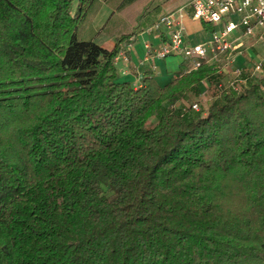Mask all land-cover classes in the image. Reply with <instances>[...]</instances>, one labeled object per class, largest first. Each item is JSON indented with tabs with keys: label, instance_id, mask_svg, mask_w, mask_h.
<instances>
[{
	"label": "trees",
	"instance_id": "1",
	"mask_svg": "<svg viewBox=\"0 0 264 264\" xmlns=\"http://www.w3.org/2000/svg\"><path fill=\"white\" fill-rule=\"evenodd\" d=\"M75 1L0 0V264H264V65L135 87Z\"/></svg>",
	"mask_w": 264,
	"mask_h": 264
},
{
	"label": "crops",
	"instance_id": "2",
	"mask_svg": "<svg viewBox=\"0 0 264 264\" xmlns=\"http://www.w3.org/2000/svg\"><path fill=\"white\" fill-rule=\"evenodd\" d=\"M191 2L192 0H122L118 4V8L122 6L135 7L139 13L145 9H151L148 11L149 16L144 19L138 30L122 33L117 30L116 32L120 35L129 36L119 46V53L121 52L122 55L116 65L120 81L132 83L135 87H141L144 85L146 79L152 78L158 86L164 88L183 75L193 71L191 61L186 60L182 56H172L163 60L156 59L154 57L155 51L167 43V37L163 32L149 31L150 27L161 17L176 12L179 9H184L187 13L184 19L186 44L189 46H198L211 43L213 41V32L221 30L223 25L214 26L194 20L190 8ZM113 12L115 10L108 14L105 23L109 21ZM78 33L81 40H90L99 45H103L95 36L86 37L83 35L81 37L80 26ZM117 34H115L116 37L118 36ZM262 34H264V29L259 30L253 36L254 38L252 36L247 37L244 36L243 30L239 29L231 35V40L235 38L239 39L237 43L238 48L235 49L237 50L235 51V60L238 61L242 68H249L261 62V52H259L261 49L259 50V46H263L264 44L261 42ZM258 36L260 37L258 38ZM147 45L151 49H147ZM202 84L204 88V82Z\"/></svg>",
	"mask_w": 264,
	"mask_h": 264
},
{
	"label": "built area",
	"instance_id": "3",
	"mask_svg": "<svg viewBox=\"0 0 264 264\" xmlns=\"http://www.w3.org/2000/svg\"><path fill=\"white\" fill-rule=\"evenodd\" d=\"M190 8L194 20L214 26L223 25V28L213 32L211 43L189 46L185 42L186 11L179 9L167 14L149 29L150 32H163L167 37V43L155 51L156 59L182 56L191 61L192 70H198L238 48L239 39L230 38L237 30L242 29L244 36L251 37L264 29V0H192ZM147 49L151 47L147 45ZM121 55L120 52L116 56V63ZM192 108L198 110V105Z\"/></svg>",
	"mask_w": 264,
	"mask_h": 264
},
{
	"label": "rangeland",
	"instance_id": "4",
	"mask_svg": "<svg viewBox=\"0 0 264 264\" xmlns=\"http://www.w3.org/2000/svg\"><path fill=\"white\" fill-rule=\"evenodd\" d=\"M121 1L122 0H93L92 3H96L89 8L87 15L84 17L80 25L81 37H83V35L86 37L95 36L103 46L108 48L112 47L118 39H128V35L117 34V30H119V32L121 31L120 33L138 30L144 19L149 16L148 11L151 9H145L143 12L139 13L136 11L137 8L132 6H122L121 8H118V4ZM77 7L78 0L74 3L72 10L73 15L76 13ZM114 10L115 12L111 14L109 21L105 23L108 14ZM115 34L118 36L116 37ZM253 36L252 38H254ZM259 37L260 36H258V38ZM261 42L264 43V34H262ZM259 50V52H261V62L249 68H242L238 61L235 60V51L237 50L228 52L221 56L216 62L209 65L215 70L216 81H204V91L199 98L200 105L205 106L207 101L222 89L237 87V85L240 84L244 73L250 75L252 78H262L264 44L263 46H259ZM258 67L260 68L257 69Z\"/></svg>",
	"mask_w": 264,
	"mask_h": 264
}]
</instances>
